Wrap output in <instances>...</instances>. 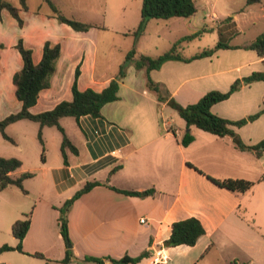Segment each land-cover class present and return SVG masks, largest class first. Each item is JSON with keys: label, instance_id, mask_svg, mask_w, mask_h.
I'll return each instance as SVG.
<instances>
[{"label": "crops", "instance_id": "0c3cea01", "mask_svg": "<svg viewBox=\"0 0 264 264\" xmlns=\"http://www.w3.org/2000/svg\"><path fill=\"white\" fill-rule=\"evenodd\" d=\"M43 1L52 2L67 17L73 15L72 11L62 12L57 0ZM194 2L197 11L192 16L150 18L139 37L132 32L141 18V4L138 10L120 16L121 26L90 23L95 26L87 31H76L59 22L51 10L42 9L40 2L36 8L26 2L28 10L19 12L22 26L6 9L0 10V44L3 45L0 47V119L21 108L12 80L22 66L21 55L15 48L19 39L31 49L34 63L40 61L45 41L60 45L51 84L39 92L36 103L29 108L34 114L72 99L76 68L79 90L101 91L117 75L133 46L138 53L135 56L159 55L154 38L147 43L153 45V52L140 47L152 22L182 20L189 35L201 29L211 30L212 27L202 24L207 20L214 23L221 15L226 19L219 20V24L215 22V27L230 46L189 61L170 59L150 71L146 67L136 69L129 62L119 81L118 98L102 106L100 117L82 115L78 121L74 118L75 123L66 119L71 116L60 119L77 149L76 153L66 150L67 164L60 150L62 135L55 126L42 128V160L37 138L39 124L28 119L9 124L5 131L15 143L0 134V156L17 157L21 161L11 176L24 172L34 175L23 181L26 193L15 185L0 190V246L4 242L17 244L11 225L30 212L29 228L22 240L23 251L40 252L51 263L64 264L67 244L60 233L59 208L86 181H98L99 184L79 195L67 212L73 253L67 264H95L83 259L86 256L120 259L125 255L138 256L143 251L149 254L134 264H264V154L257 158L249 151L238 149L230 136H217L195 126L188 128L193 135L191 142L181 144L187 127L185 121H174L176 111L168 104L170 98L181 105L194 103L210 90L226 91L236 79L264 70V57L245 47L264 31V0L250 4L246 0ZM102 29L129 40L120 46L108 43L99 63ZM160 32L157 31L158 37ZM161 33L168 49L184 36L171 28ZM201 33L195 38L201 37ZM187 41L191 40L178 44L181 56L188 58L203 50L186 54L182 49ZM114 50L119 52L115 62ZM114 63H120L116 73ZM148 78L158 85L157 92L148 86ZM263 108L264 80H257L241 84L227 99L215 103L211 111L225 119L239 120ZM231 129L245 144L258 142L264 137V111L241 126L231 125ZM207 176L242 178L254 184L247 191L237 193L217 186ZM113 187L151 191L133 195ZM188 217L198 219L205 231L195 244L162 246L170 235L171 224Z\"/></svg>", "mask_w": 264, "mask_h": 264}, {"label": "trees", "instance_id": "16d2710c", "mask_svg": "<svg viewBox=\"0 0 264 264\" xmlns=\"http://www.w3.org/2000/svg\"><path fill=\"white\" fill-rule=\"evenodd\" d=\"M19 5L16 6L9 1L0 0V10L6 9L13 18H15L19 26L23 25V19L20 17L19 12L21 10H28V5L25 0H18ZM247 3L257 2L259 0H246ZM52 16H54L59 22H63L76 31H87L89 28L95 25L85 23L70 17L63 15L59 9L50 1H48ZM197 11L194 0H142L140 8V21L132 32L133 36L139 37L145 28V24L150 18H162L167 19L170 17H189ZM206 29H201L195 33L184 35L180 37L173 45L165 52L153 57L145 54H140L135 57V48L132 47L126 54L123 63L120 65V69L117 75L110 80L109 84L101 91H95L91 88L79 90L77 87V78L79 75V69L76 68L74 79L71 86L72 99L63 100L57 103L52 109L45 110L39 113H31L29 108L34 105L39 96V92L42 89L48 88L51 84V76L55 71V64L60 55V45L58 43L51 44L49 41H45L42 49V56L38 63H34L31 57V49L24 46L21 39L15 44V48L19 52L22 58V66L13 75V84L15 86V96L21 102V108L15 113H10L0 119V134L3 138L10 143H15V140L9 136L5 129L6 127L21 119H28L39 124L37 132V138L41 144V159L44 160V141L42 138V128L44 126H55L62 135L60 150L63 157L64 164H67L66 150H70L74 153L77 152L76 147L66 135L64 128L60 124V119L65 116H71L76 121L82 115H90L92 117L101 116L102 106L110 101L118 98L117 91L119 87V81L125 75V67L129 62H133L136 69L146 67L147 71L151 69L159 68L165 61L170 59H178L189 61L195 58L211 56L219 48H229L228 44L217 42L213 47L203 49L202 51L185 58L177 51L178 44L182 40H191L198 36ZM3 46L0 44V47ZM248 49L254 50L259 57H264V31L258 34L253 40H251L246 46ZM264 80V70L254 71L250 75L243 77L242 79H236L226 91L210 90L206 92L201 98L194 103L181 105L173 98L168 99V104L178 113V115L185 121L187 130L181 137V144L187 145L193 139V135L189 132L190 126H195L204 131L213 133L217 136H230L235 146L240 150L249 151L254 156L261 157L264 154V137L254 144H245L240 137L231 129V125L241 126L248 121L255 119L264 108L252 115L239 120H229L220 117L211 111V107L220 101L227 99L235 90H237L241 84H248L252 81ZM148 86L155 90H159L158 85L148 78ZM21 165V161L17 157H1L0 156V190L4 189L8 185H15L20 188L23 193H26V189L23 186V181L34 175L33 172H24L20 175L13 177L11 172L18 169ZM114 170V169H113ZM112 170V171H113ZM214 184L219 187L228 189L232 192H245L251 188L254 184L253 181L242 178H214L207 176ZM99 184L98 181H86L83 186L77 190L72 197L67 199L63 205L59 208V227L60 233L67 249L65 257L62 263L67 264L73 259V253L70 247V240L68 238L67 227V212L72 202L82 193H85L93 186ZM114 188V187H113ZM117 191L125 192L133 195H146L151 190L145 191H124L114 188ZM30 224V212L23 215V218L16 219L11 225V232L17 239V244L11 246L7 243H3L0 246V252L17 250L22 253H26L22 249V240L29 228ZM204 228L200 221L195 217H188L182 220L174 221L171 224L170 235L162 242V246H176L179 244L193 245L204 233ZM36 258L43 259L47 264L51 263V260L46 258L40 252L26 253ZM149 254L148 251H143L141 254L135 257L123 256L120 259H113L110 257H92L86 256L84 261H92L95 264H104L106 261H110L112 264H134L139 262L143 257ZM232 264H238L232 262Z\"/></svg>", "mask_w": 264, "mask_h": 264}, {"label": "rangeland", "instance_id": "374dc122", "mask_svg": "<svg viewBox=\"0 0 264 264\" xmlns=\"http://www.w3.org/2000/svg\"><path fill=\"white\" fill-rule=\"evenodd\" d=\"M11 2L12 4H18V0H6ZM60 2V5H57L58 7L61 6L64 11L62 12H70L72 11L73 15H69L70 18L82 21V22H88V23H93V24H98V25H110V26H121L119 25L120 21V16H124L128 13V11H136L138 10L141 0H57ZM26 2L36 8L38 6V2H40L43 6L42 9L45 11H50V5L43 0H26ZM90 9L91 12L88 14ZM201 11V10H199ZM200 13V12H199ZM200 14H198L199 16ZM78 17L85 18L84 20ZM220 19L219 20H224L226 17H223L219 15ZM218 21L211 22L210 20H207L205 23L202 24L205 26H210L212 27L211 30L208 31H203L201 34L202 36L199 38L191 39V41H187V46L184 47L183 52L186 54H192L200 49L204 48H209L213 47L217 42L221 43H227L222 39L220 32L217 31L215 27V22L216 24H219ZM166 28H171L172 31H176L177 34H183L186 35L188 34L187 27L186 25L182 22V20L174 21L173 19L171 20H158L157 23L152 22V24L149 26L148 31L146 32L143 41L140 45L143 50H152L153 52V45H148L147 43L150 42L153 38L156 43H158V48L156 49V52L158 51L160 53L165 52L168 50V45L167 43L164 42L163 40V33L166 30ZM160 30L161 32L159 33V37L157 36V31ZM129 40V37L122 36L120 34H116L115 32L111 30H101V35L99 38V63L100 59L102 57V54L105 50V46L108 43H112L113 45H122L126 41ZM134 47V46H133ZM135 48V47H134ZM137 53V50H135ZM138 54V53H137ZM119 55V52L117 50L113 51V60H117V57ZM137 57V55L135 56ZM117 64L120 63H114V70L115 73L118 70ZM68 121H71L72 123H75L73 117H67L66 118ZM174 121L178 119V121H184L177 112H175V115L173 117ZM65 120V121H67ZM177 121V120H176ZM175 121V122H176ZM177 123V122H176ZM67 126V125H66ZM6 243V242H4ZM4 259V260H3ZM0 261L1 264H7L10 262L11 264H47L45 260H41L38 258H32L30 256H24L22 254H19L17 252H12V251H3L0 252ZM50 264H54L50 263Z\"/></svg>", "mask_w": 264, "mask_h": 264}, {"label": "built area", "instance_id": "2783aa9c", "mask_svg": "<svg viewBox=\"0 0 264 264\" xmlns=\"http://www.w3.org/2000/svg\"><path fill=\"white\" fill-rule=\"evenodd\" d=\"M143 221V220H142Z\"/></svg>", "mask_w": 264, "mask_h": 264}]
</instances>
